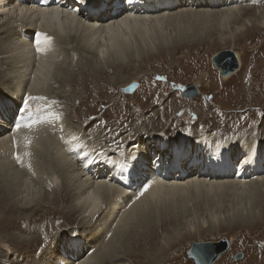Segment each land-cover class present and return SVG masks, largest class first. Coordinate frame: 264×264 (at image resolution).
Segmentation results:
<instances>
[{"label": "bare ground", "instance_id": "obj_1", "mask_svg": "<svg viewBox=\"0 0 264 264\" xmlns=\"http://www.w3.org/2000/svg\"><path fill=\"white\" fill-rule=\"evenodd\" d=\"M256 26L264 28V0H54L45 8L34 0H0V153L8 161L9 158L16 159L18 153L20 162L31 170L21 176L22 181L17 185L15 191H21L19 198L15 193L12 196L3 194L1 199L0 231L6 235L0 233V250L6 252L5 256L17 246H28L36 240L21 234H16L20 235L17 237L5 229L9 228L12 213H19L33 204L35 209L45 202L44 199L36 201L41 184L40 176L36 175L39 168L36 157L42 155L44 145H48L45 143L48 130L59 133L60 143L50 152L57 161L55 171L61 173L65 180L60 187L65 191L69 189L71 194L66 216L79 213L83 230L79 232L80 236L67 239L63 245L48 251L42 261L32 264L119 262L131 249L127 234L130 226L157 211L167 200L180 205H204V208L200 207L202 212L193 208V217L188 218L185 224L186 230L194 232L197 228H213L227 220L221 209L224 198L234 204L233 208L241 206L244 199L251 202L254 195L264 189L263 129L259 140L241 136L237 143L234 136H204L199 133L196 137L186 134L187 141L179 145L173 139L165 140L164 136L170 135L163 129L162 133H151L140 127L139 130H127L129 139L121 150L114 152L104 148L97 154L92 150L93 144L83 141L85 132L67 131L62 118L64 114L59 110L63 103L53 104L50 97L55 92L60 98L70 96L74 100L75 95L69 88L75 86L76 78L70 79L68 74L75 67L81 70L78 76H83V70L89 68L93 71L92 79L102 80L100 77L110 68L120 73L129 64L135 65L162 52L175 51L179 46L198 42L216 45L218 41L233 46L238 34L254 30ZM39 33H45L52 39L46 40ZM238 54L236 52L240 70L244 60L242 58L241 65ZM79 56H83L82 59ZM70 57H79L81 61L74 66L75 60H69ZM217 69L220 70L219 67ZM238 69L223 77H231ZM132 77L135 76L122 79L121 84L133 80ZM59 82L61 91H55V84ZM194 85L199 91V84ZM29 95L46 99L29 101V108L21 112L23 101ZM72 105L71 109H74L75 104ZM29 111L37 119L42 118L41 122L31 128L22 126L17 130L15 123L26 117ZM71 126L72 130L76 127L74 124ZM26 137L31 140L30 145L26 143ZM191 137L194 140L190 146ZM87 139L94 141L89 136ZM49 140L51 144L54 139ZM69 151L79 158L81 168L76 164L78 161L75 163L69 157ZM154 153L156 157L152 156ZM15 164L19 163L15 161ZM0 167L9 170L14 166L0 161ZM56 180V177L52 178L54 185ZM144 186H149L147 191H144ZM56 202L55 198L51 200L52 204ZM244 209H247L246 204L241 207ZM245 213L242 211L241 218L237 220H246ZM232 221L236 218L233 217ZM65 236L62 234L61 237ZM203 261H206L205 257Z\"/></svg>", "mask_w": 264, "mask_h": 264}, {"label": "rangeland", "instance_id": "obj_2", "mask_svg": "<svg viewBox=\"0 0 264 264\" xmlns=\"http://www.w3.org/2000/svg\"><path fill=\"white\" fill-rule=\"evenodd\" d=\"M224 49H233L239 53L241 65L242 58L244 60L243 67L240 66L242 68L238 69V73L236 72L229 78H224L221 69L218 70L213 62V55ZM171 51L148 57L135 65L129 64L120 73H115V69L110 68L105 74H102L100 77L103 78L102 80L92 79L91 73L93 71L89 68L83 70L85 73L83 76H78L81 73L79 68L70 69L69 78H76L75 86L69 88V91L75 95L74 100L70 96L60 98L55 92L50 97L53 101L57 100L58 103H63L59 110L64 114L62 118H64L63 121L67 131L85 132L83 141L93 144L94 148L92 150H95V153L97 151L101 152L104 148L115 150L114 152L121 150L129 139L127 130H134L135 128L139 130L140 127L151 133L154 131L162 133L163 129V132L170 135L169 137L164 136V139H173L179 145L187 141L186 134L196 137L199 133L204 136L211 134H222L225 137L234 136L237 143L242 138L241 136H247L246 139L250 137V140H259V135L264 130V28L256 26L254 30L238 34L236 43L233 46L219 41L216 45L198 42L179 46L175 51ZM79 57L82 59L83 56ZM79 57L68 59L75 60L73 64L76 66L77 62L81 61ZM131 76H135L132 77L134 81L130 80L121 84L122 79ZM196 83L199 84V94L196 97L186 96L183 93L185 85ZM59 84L61 86L60 82L55 84V87L57 86L55 91L57 89L61 91L62 86L60 87ZM96 85L100 86L95 88ZM72 104H75L74 109H71ZM72 123L76 126L74 127L76 130H72ZM79 125L82 126L79 127ZM55 131L57 132V130ZM55 131L52 132L54 134L49 130L46 133L47 141L45 143L48 145L47 147L44 145L42 152L44 154L47 152L48 155L44 156L41 153L42 155L36 157L39 167L36 175L40 176L39 179H41L36 201L39 202L44 199L45 202L36 206L35 209L33 208L34 204L31 203L33 205L27 209L19 213H12L9 228L5 229L8 230V233L13 232L17 237L20 235L16 234H21V236L27 238L35 237L36 240L28 246H17L14 248L15 250L11 251L12 253H9L10 256H5L6 252L0 250V264H32L42 261L48 251L63 245L67 242V239L71 240V237L73 240L74 237L80 236L79 232L83 230V228L81 229L83 226L79 213L72 214L71 217L66 216V210L71 205L72 198L69 189L65 191L60 187V184L65 180L61 177V173L55 171L57 161L50 152L52 148L54 149L57 146L58 142L60 143L59 133ZM86 136L94 141H88ZM50 138L51 140L54 139L51 144L48 142ZM193 140L194 138L191 137L190 142H188L190 146ZM259 143L260 141H258ZM71 153L72 151H69V157L75 163L78 161L76 164L81 168L79 160H77L79 158ZM1 155L3 154L0 153ZM3 156L0 157V161L14 167L9 170L0 167V203L3 194H5L4 196H12L18 193L17 198L21 196V191L16 192L15 190L22 181L21 176L31 171L24 162L12 158H9L8 161L7 157ZM33 156L34 154L32 158ZM152 156L156 157L157 155L154 153ZM181 157L184 158L183 154H181ZM262 159L264 160V158ZM15 161L19 164L16 165ZM194 168L197 169L196 166ZM232 168L234 169V166ZM11 170L21 172L22 175L21 173H13ZM51 173L56 175L54 176ZM53 177L58 179L55 185L52 181ZM53 185L54 187L51 188ZM49 197L55 198L58 202L52 204V199L49 200ZM13 199L16 202V199ZM223 201L221 209L226 214L227 220L213 228L203 227L200 230L197 228V232L186 230L185 224L188 218L193 217L191 212L193 208H197L202 212L204 205H192L191 203L180 205L177 202L173 204L168 200L165 201L157 211L151 212L140 222L130 226L131 229L127 234H129L128 237L131 241L129 243L131 249L119 262L116 261L110 264H200L191 251L193 243L221 241L223 238L229 240L230 247L213 264H264V189L254 195L251 202L247 203L244 199L241 206L236 207L235 205L233 208L234 204L228 198H224ZM245 204L247 209L241 210V207H245ZM242 211L247 212L249 216L245 213L246 220H237V218H241ZM233 217L236 218V221H232ZM70 230L73 231L70 232ZM0 233L6 235L4 231H0ZM59 234L61 236L66 234L68 238L67 236L63 238L57 236ZM17 253L18 255H16Z\"/></svg>", "mask_w": 264, "mask_h": 264}, {"label": "water", "instance_id": "obj_3", "mask_svg": "<svg viewBox=\"0 0 264 264\" xmlns=\"http://www.w3.org/2000/svg\"><path fill=\"white\" fill-rule=\"evenodd\" d=\"M214 65L221 69L222 75H227L237 70L239 67L238 56L233 49H224L218 51L213 59ZM183 93L189 97H196L199 91L194 84L185 85ZM230 242L227 238L221 241H203L194 242L192 246V253L196 256L200 264H213L219 256L229 248ZM205 257V262L203 261Z\"/></svg>", "mask_w": 264, "mask_h": 264}, {"label": "snow or ice", "instance_id": "obj_4", "mask_svg": "<svg viewBox=\"0 0 264 264\" xmlns=\"http://www.w3.org/2000/svg\"><path fill=\"white\" fill-rule=\"evenodd\" d=\"M38 35L40 36H44V38L46 40H51L52 38L47 36L45 33H39ZM37 43H39V41H37ZM40 99H46L45 97H39V96H31L29 95L27 97V99H25L23 101V105L24 107L20 109L21 112L25 111L26 109L29 108V101L31 100H40ZM53 104L57 103V101H52ZM42 119V118H41ZM41 119H37L34 114L32 112H27V115L26 117H21L20 120H18L16 123H15V128L18 130L20 129L22 126L23 127H27V128H31L33 127V125H36V124H39L41 122ZM26 139V143L27 144H31V140L28 139L27 137L25 138ZM26 155H30V153H25ZM17 161H20V155L17 153L16 154V157ZM149 186H144V191H147ZM141 195H143V192H141Z\"/></svg>", "mask_w": 264, "mask_h": 264}, {"label": "built area", "instance_id": "obj_5", "mask_svg": "<svg viewBox=\"0 0 264 264\" xmlns=\"http://www.w3.org/2000/svg\"><path fill=\"white\" fill-rule=\"evenodd\" d=\"M235 51V50H234Z\"/></svg>", "mask_w": 264, "mask_h": 264}]
</instances>
